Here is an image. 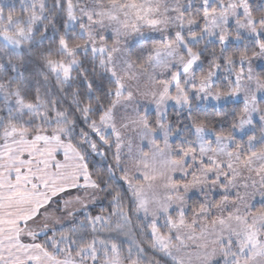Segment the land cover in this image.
Wrapping results in <instances>:
<instances>
[{"label":"snow or ice","instance_id":"snow-or-ice-1","mask_svg":"<svg viewBox=\"0 0 264 264\" xmlns=\"http://www.w3.org/2000/svg\"><path fill=\"white\" fill-rule=\"evenodd\" d=\"M0 264H264V0H0Z\"/></svg>","mask_w":264,"mask_h":264}]
</instances>
